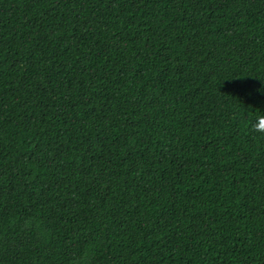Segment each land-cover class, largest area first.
Segmentation results:
<instances>
[{"label": "trees", "instance_id": "obj_1", "mask_svg": "<svg viewBox=\"0 0 264 264\" xmlns=\"http://www.w3.org/2000/svg\"><path fill=\"white\" fill-rule=\"evenodd\" d=\"M264 0H0V264H264Z\"/></svg>", "mask_w": 264, "mask_h": 264}, {"label": "clouds", "instance_id": "obj_2", "mask_svg": "<svg viewBox=\"0 0 264 264\" xmlns=\"http://www.w3.org/2000/svg\"><path fill=\"white\" fill-rule=\"evenodd\" d=\"M255 91L264 96V80H260V86ZM252 127L257 132L264 133V116H257L256 121L252 124Z\"/></svg>", "mask_w": 264, "mask_h": 264}]
</instances>
